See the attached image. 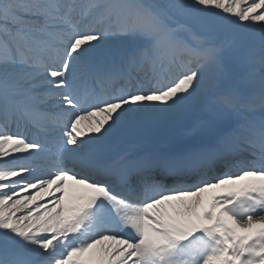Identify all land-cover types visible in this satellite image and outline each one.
Returning <instances> with one entry per match:
<instances>
[{
  "label": "snow or ice",
  "instance_id": "6c2138e0",
  "mask_svg": "<svg viewBox=\"0 0 264 264\" xmlns=\"http://www.w3.org/2000/svg\"><path fill=\"white\" fill-rule=\"evenodd\" d=\"M0 264H264V0H0Z\"/></svg>",
  "mask_w": 264,
  "mask_h": 264
}]
</instances>
